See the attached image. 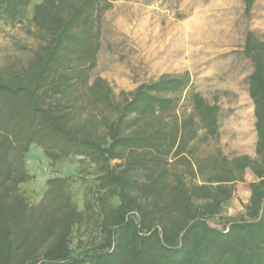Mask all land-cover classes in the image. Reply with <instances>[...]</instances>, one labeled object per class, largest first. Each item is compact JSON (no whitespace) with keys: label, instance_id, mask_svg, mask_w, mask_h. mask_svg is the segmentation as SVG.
<instances>
[{"label":"trees","instance_id":"trees-1","mask_svg":"<svg viewBox=\"0 0 264 264\" xmlns=\"http://www.w3.org/2000/svg\"><path fill=\"white\" fill-rule=\"evenodd\" d=\"M28 3L0 0V35L23 22ZM109 5L40 0L26 29L35 45L0 64V264H264V42L252 32L244 40L254 154L228 155L220 106L197 91L182 97L187 73L118 94L101 77L88 83L94 24ZM33 146L50 165L79 157L94 166L83 210L95 215L97 241L71 245L83 210L67 177L48 178L37 203L19 191L34 178ZM247 168L256 179L244 212L214 231L196 223L221 215Z\"/></svg>","mask_w":264,"mask_h":264},{"label":"rangeland","instance_id":"rangeland-1","mask_svg":"<svg viewBox=\"0 0 264 264\" xmlns=\"http://www.w3.org/2000/svg\"><path fill=\"white\" fill-rule=\"evenodd\" d=\"M39 1L29 0L22 23L4 25L0 64L7 57L25 60L27 52L21 45H35L26 29L33 28L28 20ZM108 1L110 5L94 24V54L84 66L88 83L101 77L118 94L162 75L187 73L190 85L182 97L197 91L205 100L220 106L219 144L223 152L253 155L256 136L247 91L253 62L244 53V40L252 32L264 42V0H253L248 9L245 0ZM79 159L72 157L50 165L40 148L31 147L26 165L34 178L20 184L19 191L30 203H37L48 178L67 177L73 200L83 210L86 190L83 181L94 183L96 170ZM249 180L247 176L237 183L235 194L220 216L195 222L214 231L223 226L224 220L239 217L250 196ZM116 202L112 199L113 204ZM94 217L83 210L72 231L73 248L99 239Z\"/></svg>","mask_w":264,"mask_h":264},{"label":"crops","instance_id":"crops-1","mask_svg":"<svg viewBox=\"0 0 264 264\" xmlns=\"http://www.w3.org/2000/svg\"><path fill=\"white\" fill-rule=\"evenodd\" d=\"M247 154H249V153H247ZM248 176V178L250 179L249 180V182L250 181H253V180H255L256 179V177H255V175L252 173V171L250 170V169H246L245 170V172H244V179L246 180V177ZM239 183H242V182H239ZM232 199V198H231ZM230 199V200H231Z\"/></svg>","mask_w":264,"mask_h":264}]
</instances>
